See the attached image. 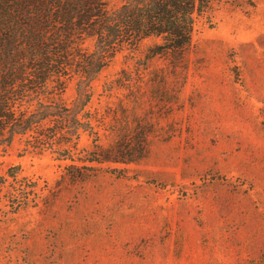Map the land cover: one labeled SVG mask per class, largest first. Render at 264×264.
<instances>
[{
    "label": "rangeland",
    "instance_id": "rangeland-1",
    "mask_svg": "<svg viewBox=\"0 0 264 264\" xmlns=\"http://www.w3.org/2000/svg\"><path fill=\"white\" fill-rule=\"evenodd\" d=\"M151 41L112 59L87 107L149 127L145 158L80 160L85 133L72 160L27 135L0 146V264H264V0H210L182 62L138 76Z\"/></svg>",
    "mask_w": 264,
    "mask_h": 264
},
{
    "label": "trees",
    "instance_id": "trees-1",
    "mask_svg": "<svg viewBox=\"0 0 264 264\" xmlns=\"http://www.w3.org/2000/svg\"><path fill=\"white\" fill-rule=\"evenodd\" d=\"M209 3L0 0V146L27 135L36 150L49 148L58 159L72 160L85 133L92 147L81 148L80 160L128 165L145 158L152 130L139 119L136 124L128 121L105 128L104 117L87 109L92 82L116 55L130 57L147 39L152 41L144 46L138 76L155 57L180 64L191 42L195 16ZM119 73L129 80L128 67ZM70 81L75 97L66 104L61 96ZM104 136L111 137L106 144L100 141ZM13 168L7 169L8 177L15 178ZM4 181L0 176V185Z\"/></svg>",
    "mask_w": 264,
    "mask_h": 264
}]
</instances>
